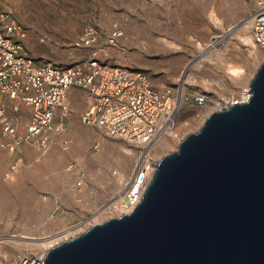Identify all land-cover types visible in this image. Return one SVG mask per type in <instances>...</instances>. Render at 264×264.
I'll return each mask as SVG.
<instances>
[{
	"label": "rangeland",
	"instance_id": "obj_1",
	"mask_svg": "<svg viewBox=\"0 0 264 264\" xmlns=\"http://www.w3.org/2000/svg\"><path fill=\"white\" fill-rule=\"evenodd\" d=\"M255 1L0 0V8L11 10L28 27V45L36 57L58 65L83 62L90 48L78 42L89 27H95L102 39L119 28L121 34L110 46L112 64L145 69L161 87L180 84L178 127L174 135L162 136L149 149L152 160L159 162L178 150L186 134L199 130L212 111L226 100H241L250 88V80L264 60V49L246 42L239 32L250 34L253 40L250 19ZM235 25L238 30L225 44L198 57L201 43L206 45L213 35L224 34ZM232 67L242 70L236 73ZM72 91L67 127L51 150L43 152L29 144L15 150L0 147V264H12L25 252L45 256L58 242L124 213L123 198L141 147L85 123L82 114L87 93L81 87ZM199 94L206 95L203 105L197 103ZM78 126L85 129L83 137ZM79 143L82 148L73 152ZM55 152L69 154L59 178L40 164L43 157ZM71 164L83 173H77ZM79 180L82 185H77ZM61 184L66 190L59 202L47 190L55 185L61 188ZM73 199L76 203L86 200L88 208L85 204L80 213L68 214L69 219L63 220L62 212ZM16 232L36 236L41 243L29 246L34 239L14 238Z\"/></svg>",
	"mask_w": 264,
	"mask_h": 264
},
{
	"label": "water",
	"instance_id": "obj_2",
	"mask_svg": "<svg viewBox=\"0 0 264 264\" xmlns=\"http://www.w3.org/2000/svg\"><path fill=\"white\" fill-rule=\"evenodd\" d=\"M43 264H264V60L249 97L164 155L132 211L53 245Z\"/></svg>",
	"mask_w": 264,
	"mask_h": 264
},
{
	"label": "built area",
	"instance_id": "obj_3",
	"mask_svg": "<svg viewBox=\"0 0 264 264\" xmlns=\"http://www.w3.org/2000/svg\"><path fill=\"white\" fill-rule=\"evenodd\" d=\"M250 20L253 40L264 49V0L255 1ZM118 30L102 39L95 27H89L78 42L90 48L86 59L58 65L34 56L28 27L11 10L0 8V147L15 150L29 144L43 152L51 150L67 127L71 90L83 88L87 93L83 121L141 147L123 198L125 213L140 202L157 167L149 149L178 127L182 87H161L145 69L112 64L110 46L121 34ZM226 39L225 33L216 34L205 46L211 51ZM246 93L250 95V88L243 97ZM196 100L203 105L206 95L199 94ZM241 100H226L221 108ZM71 168L83 173L75 164ZM82 184V180L77 182ZM43 259L44 254L25 252L12 264H43Z\"/></svg>",
	"mask_w": 264,
	"mask_h": 264
},
{
	"label": "bare ground",
	"instance_id": "obj_4",
	"mask_svg": "<svg viewBox=\"0 0 264 264\" xmlns=\"http://www.w3.org/2000/svg\"><path fill=\"white\" fill-rule=\"evenodd\" d=\"M237 30H238V26H236V25L235 26H232L229 29V31H227L225 33L226 38H229ZM239 35L241 36V38H244L246 40V42L249 41V42L255 44L254 41L252 40L250 34H246V33L243 34V33H240L239 32ZM254 47L255 46H253V48ZM208 51H210V48H206V46L205 45H202V43H201V49H200V52H199L198 57L199 56H204ZM190 67H191V64L189 65V67L187 68V70H189ZM232 70L234 72H236V73H240V70H242V69L239 68V67H232ZM246 94L247 95L243 97L244 99H247L249 97L248 96L249 93H246ZM83 130H85L84 127H80V126L77 127V131L81 134V137H83ZM172 134L174 135V132H172ZM81 137H80V139H81ZM82 146H83V143H79L78 145L74 146L73 152L80 150V148H82ZM132 151L129 150V153H131ZM68 156H69V154L68 155H64V154H62L60 152H58V153L55 152L52 155L43 157V159L40 160V164L43 165L45 168H49L50 167L52 170L55 171L56 176L60 177V176L63 175V171H64L63 170V163H64V161L66 160V158ZM144 156L145 155L143 154L142 157H144ZM156 165H157V163H156ZM25 178H27V177L22 178L21 181L22 180H25ZM28 179H30V177H28ZM122 194H123V190H120L119 191V195H122ZM116 202H117V200L114 201V203H116ZM64 229H66V228H64ZM13 236H14V238H17V239H19V238H21V239L22 238L34 239L32 242L28 243L29 246L38 245V244L41 243L40 240H39L40 238H37L36 236H32L31 234L18 233V232H16L15 234H13ZM36 248L37 247H35V249Z\"/></svg>",
	"mask_w": 264,
	"mask_h": 264
},
{
	"label": "crops",
	"instance_id": "obj_5",
	"mask_svg": "<svg viewBox=\"0 0 264 264\" xmlns=\"http://www.w3.org/2000/svg\"><path fill=\"white\" fill-rule=\"evenodd\" d=\"M72 90L70 92V96L73 93ZM57 178H59V177L57 176ZM34 179H35V177L33 178V181H36ZM41 179H42V177L39 175L37 181L40 182ZM47 188H49V187H47ZM63 190H66V187H63V185L61 184V188H60V185H55L53 188H49L47 191H48V193L51 194V197H54L55 200H59V202H61L62 197L64 196ZM85 204H86V208H88L89 204L86 200L80 201V203H76V201L73 199V201L70 202V204L66 207L68 210L62 212V219L68 220L69 219L68 214H70V216H72V214L80 213L85 208Z\"/></svg>",
	"mask_w": 264,
	"mask_h": 264
}]
</instances>
